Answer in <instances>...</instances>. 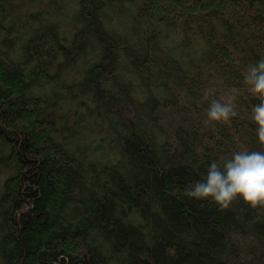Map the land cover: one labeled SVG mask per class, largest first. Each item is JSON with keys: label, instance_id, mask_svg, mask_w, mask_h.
Wrapping results in <instances>:
<instances>
[{"label": "trees", "instance_id": "obj_1", "mask_svg": "<svg viewBox=\"0 0 264 264\" xmlns=\"http://www.w3.org/2000/svg\"><path fill=\"white\" fill-rule=\"evenodd\" d=\"M262 57L264 0H0V264H264V204L186 195L264 151Z\"/></svg>", "mask_w": 264, "mask_h": 264}, {"label": "clouds", "instance_id": "obj_2", "mask_svg": "<svg viewBox=\"0 0 264 264\" xmlns=\"http://www.w3.org/2000/svg\"><path fill=\"white\" fill-rule=\"evenodd\" d=\"M243 82L251 93L264 98V57L246 68ZM234 100V96L223 103L212 100L208 121L228 123L237 115ZM251 119L257 125L258 141L264 143V99L252 106ZM186 195L197 200L210 198L221 208H228L237 198L253 207L264 204V151L245 149L222 162L211 161L204 177L187 189Z\"/></svg>", "mask_w": 264, "mask_h": 264}]
</instances>
